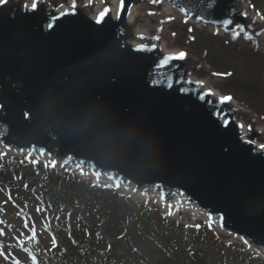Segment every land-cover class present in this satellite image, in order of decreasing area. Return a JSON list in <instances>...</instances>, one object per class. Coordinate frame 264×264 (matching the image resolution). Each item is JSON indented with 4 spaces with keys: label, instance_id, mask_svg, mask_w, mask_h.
<instances>
[{
    "label": "water",
    "instance_id": "1",
    "mask_svg": "<svg viewBox=\"0 0 264 264\" xmlns=\"http://www.w3.org/2000/svg\"><path fill=\"white\" fill-rule=\"evenodd\" d=\"M33 2L0 3V152L206 221L264 260L263 121L172 29L264 53V18L247 0Z\"/></svg>",
    "mask_w": 264,
    "mask_h": 264
},
{
    "label": "trees",
    "instance_id": "2",
    "mask_svg": "<svg viewBox=\"0 0 264 264\" xmlns=\"http://www.w3.org/2000/svg\"><path fill=\"white\" fill-rule=\"evenodd\" d=\"M248 1L264 18V0ZM34 198L37 209L52 212L43 227L1 219L8 212L29 219ZM204 226L206 222L192 227L172 220L105 184L60 172L51 162L0 154L4 264H264L255 253L221 240ZM43 230L54 239L53 247L45 244Z\"/></svg>",
    "mask_w": 264,
    "mask_h": 264
},
{
    "label": "rangeland",
    "instance_id": "3",
    "mask_svg": "<svg viewBox=\"0 0 264 264\" xmlns=\"http://www.w3.org/2000/svg\"><path fill=\"white\" fill-rule=\"evenodd\" d=\"M249 4L253 6L250 2ZM172 29L178 34L175 42L176 46L205 59L212 69L225 75L226 77L220 79V82L229 90L219 87L220 84H218L221 92L234 97L243 106L256 113L264 124V54H256L248 47L245 50L240 49L238 43L225 41V38L206 32L192 23H183L178 20L173 24ZM194 48H197V51ZM32 159L34 160V158ZM48 161L51 162L50 159ZM37 201L34 198L32 204L29 203L31 208L28 209L31 215L33 214L29 219L18 217L17 214H9V212L3 214L1 219H9L18 224H24V226L31 223L41 228L51 220L52 212L50 208H48V212H46V209L44 211L37 209ZM65 220L62 219L64 223ZM202 222L206 221L192 222L186 225L193 227L200 225ZM207 225L206 222V226H204L206 230ZM43 232L45 244L53 247L54 239L48 231L43 230ZM67 233L66 230L65 234ZM0 264H4V262L0 260ZM196 264H203V262L197 261Z\"/></svg>",
    "mask_w": 264,
    "mask_h": 264
},
{
    "label": "snow or ice",
    "instance_id": "4",
    "mask_svg": "<svg viewBox=\"0 0 264 264\" xmlns=\"http://www.w3.org/2000/svg\"><path fill=\"white\" fill-rule=\"evenodd\" d=\"M4 2V0H0V3H3ZM153 2H158V0H153ZM37 7V3L35 2V0H34V2H33V4H32V8H33V10H35V8ZM103 15V14H102ZM102 18V17H101ZM98 22H99V20H98ZM51 26V25H50ZM237 27H240V26H237ZM241 30H243L242 28H241ZM185 54L184 53H180L179 54V58H183V56H184ZM169 59H171V58H169ZM229 100H231V97H222L221 98V103H223V102H226V101H229ZM34 231V230H33ZM32 237H30L29 239H31ZM21 243H23V242H21ZM16 264H18V262H16Z\"/></svg>",
    "mask_w": 264,
    "mask_h": 264
}]
</instances>
